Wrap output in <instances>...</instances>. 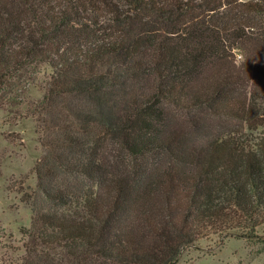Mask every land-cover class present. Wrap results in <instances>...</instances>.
Returning <instances> with one entry per match:
<instances>
[{
  "label": "trees",
  "instance_id": "obj_1",
  "mask_svg": "<svg viewBox=\"0 0 264 264\" xmlns=\"http://www.w3.org/2000/svg\"><path fill=\"white\" fill-rule=\"evenodd\" d=\"M44 64L19 264H177L200 239H261L264 0H0V108Z\"/></svg>",
  "mask_w": 264,
  "mask_h": 264
},
{
  "label": "rangeland",
  "instance_id": "obj_2",
  "mask_svg": "<svg viewBox=\"0 0 264 264\" xmlns=\"http://www.w3.org/2000/svg\"><path fill=\"white\" fill-rule=\"evenodd\" d=\"M237 59H242L240 54ZM52 72L48 64L41 65L24 102L0 108V264H19L24 254L21 228L30 225L32 215L25 199L36 188L34 168L41 157L35 119L27 108L41 99ZM255 102L264 123V95ZM247 132L264 133V125ZM258 233L261 239L256 241L217 236L200 239L183 249L177 264H264V225Z\"/></svg>",
  "mask_w": 264,
  "mask_h": 264
}]
</instances>
